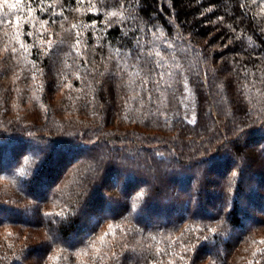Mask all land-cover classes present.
Returning <instances> with one entry per match:
<instances>
[{"label":"trees","instance_id":"1","mask_svg":"<svg viewBox=\"0 0 264 264\" xmlns=\"http://www.w3.org/2000/svg\"><path fill=\"white\" fill-rule=\"evenodd\" d=\"M13 1L0 264H264V0Z\"/></svg>","mask_w":264,"mask_h":264},{"label":"rangeland","instance_id":"2","mask_svg":"<svg viewBox=\"0 0 264 264\" xmlns=\"http://www.w3.org/2000/svg\"><path fill=\"white\" fill-rule=\"evenodd\" d=\"M0 2L4 5L5 3H8L9 5H13L14 4V1L13 0H7V1H2V0H0ZM262 7L264 6V4L263 5H261ZM61 96V93L59 92L57 95H56V100H58L59 98L58 97H60ZM216 103H217V101H214V100H212L211 102H210V107H212L213 109L214 108H216ZM15 107H16V111H21L23 114L22 115H24V116H26V117H28V118H30V119H34V117H32V116H35V115H37L36 113H34V114H29L30 112V110L32 111L33 109H34V106H31V104L29 103V102H24L23 103V105L22 106H20V105H15ZM37 112V111H36ZM219 114V118H221L222 119V117H223V114H221L220 112L218 113ZM149 132H155V130H149ZM250 148H247V149H251L250 150V155L249 156H251V157H253L254 159H256V160H258L257 159V157L259 156V153L257 152V151H255V148H254V146H249ZM87 152V151H86ZM85 152V153H86ZM241 156V155H240ZM241 158V157H240ZM242 158L244 159L245 158V156L243 155L242 156ZM263 159H264V157H263ZM245 160V159H244ZM246 163V162H245ZM224 166V164L223 163H221V164H219V168H218V170H220L222 167ZM189 169H191V168H189ZM188 168L186 169V171H188L189 170ZM191 173H194L195 172V169L193 170V169H191V170H189ZM157 173H159V176H162V174H161V172H160V166H159V168H158V171H157ZM156 173V174H157ZM217 177V174H216V172H214V173H212V174H210V175H208L207 176V178H211V179H215ZM216 180V179H215ZM107 182H110V183H112L113 181H107ZM107 182H105L106 183V185H108L107 187H109L110 185H109V183H107ZM171 183L170 182H168L167 183V185H165V188H167L169 185H170ZM0 187L1 188H4V189H7V188H9V186H8V184H7V182H5L4 180L1 182L0 181ZM209 187L210 188H213L214 186L213 185H209ZM110 188V187H109ZM264 190V189H263ZM219 194L217 193V196H218ZM212 198V199H211ZM210 199H211V203H209V204H213L214 203V197H211ZM164 202H165V200H164ZM213 202V203H212ZM176 204V203H175ZM184 205H185V203H184ZM184 205L182 206V207H180L174 214H176V213H178V212H180V210L182 211V209H183V207H184ZM188 206V205H187ZM210 205H204L203 207H204V209H208V207H209ZM256 209L255 208H250L249 209V212H250V215H255L256 213L258 214V215H262V212H256L255 211ZM174 214H172V215H174ZM256 214V215H257ZM156 218V217H155ZM256 218V217H255ZM250 221H252L251 219H248V221L245 223V225H246V228L249 226V223H250ZM255 221V220H254ZM38 231V230H37ZM21 233H24V232H26V230H21L20 231ZM39 232V231H38ZM35 235L34 236H38L39 237V235H40V232L39 233H37V232H33ZM258 236L260 235V233H256ZM34 236H31L32 238L34 237ZM24 238H25V236L23 235V234H20V236H19V240L22 242L23 240H24ZM35 241V240H34ZM240 249V248H239ZM248 255H250V254H248Z\"/></svg>","mask_w":264,"mask_h":264},{"label":"snow or ice","instance_id":"3","mask_svg":"<svg viewBox=\"0 0 264 264\" xmlns=\"http://www.w3.org/2000/svg\"><path fill=\"white\" fill-rule=\"evenodd\" d=\"M10 7H14V5H10ZM29 163V161H25V164H28ZM21 171H23V169H21ZM101 239H103V238H101ZM261 242H264V241H261Z\"/></svg>","mask_w":264,"mask_h":264}]
</instances>
